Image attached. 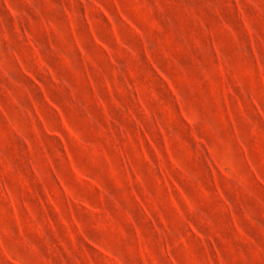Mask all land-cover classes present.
<instances>
[{"label":"rangeland","instance_id":"374dc122","mask_svg":"<svg viewBox=\"0 0 264 264\" xmlns=\"http://www.w3.org/2000/svg\"><path fill=\"white\" fill-rule=\"evenodd\" d=\"M44 3L47 19L34 10L30 0H9L8 4L0 0V57H7V75L0 76V159L5 161L0 166V226L10 231L25 230L39 249V264H96L93 253L103 251V242L126 236L135 238V255H129L128 264H223L221 253L231 252L230 237L238 222L264 239V173L249 163L251 179L245 191H237L215 157L205 158L207 170L197 163L185 167L175 160L165 128L147 119L149 110L142 93L147 91L156 100L160 88L167 86L172 96L176 88L151 55L138 54L144 46L142 34L115 0L116 11L130 30L123 38L103 5L94 19L83 9L84 20L78 23L74 19L78 14L69 9L80 0ZM230 7L229 0H163L148 20L132 9L149 33L155 34L153 41L161 62L180 73V83L199 90L202 107L206 111L214 107L222 126L225 117L233 119V110L242 118L246 116L241 97L233 92L234 85L239 87L235 71L230 84L215 43L217 63L211 65V57L197 58L196 49L177 43L175 30L169 27L165 31L157 16L162 18L167 8L174 13L179 30L199 46L200 35H213L220 29L221 36L227 32L235 38L225 22V18L230 19ZM197 22L207 23L209 33H198ZM65 26L70 30V40L59 31ZM252 47L255 55V45ZM129 49L137 54L128 53ZM185 57L190 62L188 68L184 66ZM204 65L213 67L218 79L208 75ZM148 68L155 71L163 85L155 89L146 86ZM233 68L241 70V65L237 62ZM67 78L85 94L91 90L89 107L98 120L89 130L91 139L87 142L80 141L55 102V94L64 92L52 85ZM249 85L255 89L254 81L249 80ZM260 88L256 104L264 103V77ZM64 107L70 109L67 100ZM177 107L183 116V106ZM159 111L170 128L183 127L171 105L164 104ZM256 113L264 124V108L257 107ZM25 114L30 124L39 123L44 137L59 140L62 153L56 150L50 156L51 142L38 137V162H33V145L26 143L22 135L9 133L17 124H24ZM50 121L76 140L79 166L64 135L50 127ZM190 134L198 143L199 137ZM175 144L186 158L192 157L191 149L179 136ZM254 150L257 155L264 154V145L254 142ZM113 161L127 167L115 166ZM214 163L216 168L212 167ZM69 173L71 182L66 179ZM161 232L177 235L183 251L174 256L173 245L162 248Z\"/></svg>","mask_w":264,"mask_h":264},{"label":"clouds","instance_id":"9594fccd","mask_svg":"<svg viewBox=\"0 0 264 264\" xmlns=\"http://www.w3.org/2000/svg\"><path fill=\"white\" fill-rule=\"evenodd\" d=\"M4 3L8 4L9 0H4ZM30 3L38 14L44 15L47 19L48 14L44 10V0H30ZM115 3L119 5L123 15L127 16L128 20L142 34L141 38L144 41V46L139 50L138 54L140 56L145 53L151 55L153 62L160 67L164 75L171 81L173 87L176 88L175 96H172L167 91V86L160 88L157 91L156 100H153L147 91L142 93L149 110L147 119L153 125L158 122L165 128L173 158L183 162L185 167L192 163H197L207 170V165L204 163L205 158L211 159L215 157L216 163L220 164L224 171L228 173L229 182L236 187L237 191H245L251 179L249 163L255 166L258 172L264 173V154L257 155L254 150V142L264 145V124H261L260 116L256 113L257 107L264 108V103L256 104V101H259L261 92L260 79L264 77V0H229L231 5L230 19L225 18V22L230 25L231 32L234 33L235 38L233 39L232 35L227 32L221 36L219 32L222 29H220L213 35H200L198 37L199 46L193 44L192 40L179 30L174 13H170L166 8L165 15L162 18L157 16V19H162V27L165 28V31L169 27L175 30L174 38L177 43L185 48L196 49L197 58L211 57V65L217 63L216 51L213 49V44L215 43L220 53H222L223 59L221 63L224 65L225 75L230 84L235 71L236 84L239 87L234 85L233 92L241 97L246 116L242 118L240 114L233 110V119L229 121L225 117L223 126L215 117L214 107L209 106L207 111L202 107L203 98L200 96L199 90L195 86L180 83V73L168 69L161 62L160 58H158V46L153 41L155 34H150L146 25L138 19L137 13L132 11L135 8L143 15L145 20L151 19L158 5L163 4V0H115ZM101 5L113 17L123 38L124 33L130 30L128 24L120 18V13L116 11L113 0H80V3H75L74 7L69 9V11L78 14L74 15V19L78 23H82L84 20L83 9H87L89 17L94 19L99 15L97 9ZM59 31L63 33L65 39H71L70 30L66 26L59 29ZM209 31L210 28L207 23L201 24L197 22L198 33L207 34ZM53 39L55 40V37ZM206 40L207 44L205 46ZM253 44L255 45V55L253 54ZM110 47L115 49L116 45L111 44ZM128 53L137 54L132 49H129ZM6 58V54L4 57H0V76L7 75L5 71ZM177 58L179 59L180 57ZM237 62L241 65V70H234L233 65ZM258 62L260 65L259 69L257 68ZM189 65L190 62L185 57V68H188ZM204 67H207L208 75L213 76V79H218L213 75V67L208 65H204ZM147 72L149 74V79L145 82L147 87L155 89L158 85H163V81L153 69L148 68ZM201 80H203V77H201ZM249 80L255 82V89L250 87ZM52 87L63 89L64 95L55 94L57 96L55 102L65 112L66 118L72 124L74 132L80 138V141H89L91 137L88 132L95 127L98 120V117L93 114L89 107L91 90H88L87 94H85L70 78L58 79ZM33 95L35 98L37 94L34 92ZM50 95L54 94L50 92ZM65 100L68 101L70 109L64 107ZM164 104L171 105L173 113L180 121V124L183 125L182 128H177L175 125H172L171 128L169 127L167 118L159 111V108H162ZM177 105L183 106V116L180 115V108ZM157 117L160 118L158 121ZM29 119L30 117L25 114L24 124H17L15 128L9 130V133L18 137L22 135V139L26 143L33 145V162H38L36 160V154L38 153L36 140L38 137L45 138L51 142L50 156L54 155L56 150L62 153L63 149L59 140L55 136L44 137L39 123L36 122L35 125H32L29 123ZM31 119H35L34 114H32ZM13 123L15 124L16 122L13 121ZM49 126L62 132L79 166L81 163L78 155L80 149L76 140L63 133L58 123L50 121ZM202 129H207V131H202ZM190 133L199 137L198 143L193 141ZM177 136L187 148L191 149L193 155L190 159L184 156V151L177 150L175 144V137ZM209 149H211V153H209ZM161 152L163 154L162 147ZM60 159H64L63 155H61ZM4 163L5 161L0 159V166ZM152 163L155 166L157 162L153 159ZM165 163H167L166 156ZM216 163L212 165L213 168H216ZM113 164L122 168L127 167L126 164L117 165L116 161H113ZM168 168L173 171L171 164H168ZM58 170L61 171L62 175L64 174L63 170L60 168ZM217 176L220 177L219 169H217ZM66 179L71 182L70 173ZM220 179L223 183L224 178L220 177ZM252 219L254 220L255 218L253 217ZM185 239L189 238L185 237ZM230 241L231 252L229 254L221 253L224 258L223 264H264V239H261L259 235L246 231L244 226L238 222L237 229L234 235L230 237ZM159 244L162 248L166 244L173 245L172 254L174 256L183 251L179 237L170 232H161ZM101 247L103 249L102 252L93 253V259L96 264H128L129 255H135V238L126 236L108 240L103 242ZM38 251L39 249L25 235V230L10 231L0 226V264H39Z\"/></svg>","mask_w":264,"mask_h":264}]
</instances>
